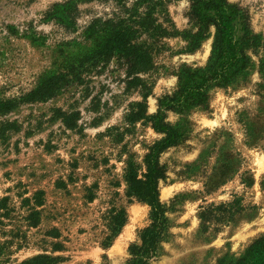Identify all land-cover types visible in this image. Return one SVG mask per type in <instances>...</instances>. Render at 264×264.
Segmentation results:
<instances>
[{
	"label": "rangeland",
	"instance_id": "1",
	"mask_svg": "<svg viewBox=\"0 0 264 264\" xmlns=\"http://www.w3.org/2000/svg\"><path fill=\"white\" fill-rule=\"evenodd\" d=\"M224 1L247 11L261 46L249 52L245 81L212 88L206 107L166 112L178 140L158 154L164 230L147 264H217L264 233V0ZM190 5L0 0V264L40 254L61 256L57 264H129L151 211L127 196L125 169L132 164L143 179L145 154L164 138L148 116L176 90V72L203 66L211 47L209 25L190 50L186 35L199 27ZM146 6L148 29L139 23ZM125 24L150 47L145 89L127 84L130 59L101 49ZM158 25L188 33L160 37ZM43 84L52 93L34 97ZM112 207L125 222L103 246Z\"/></svg>",
	"mask_w": 264,
	"mask_h": 264
},
{
	"label": "trees",
	"instance_id": "2",
	"mask_svg": "<svg viewBox=\"0 0 264 264\" xmlns=\"http://www.w3.org/2000/svg\"><path fill=\"white\" fill-rule=\"evenodd\" d=\"M145 16L142 17L140 26L148 29L147 18L150 8L146 6ZM190 21H195L198 28L195 32L186 35L189 45L194 50L199 46L200 40L207 35L209 25L214 27L209 55L203 66H183L176 72L177 87L172 95H165L159 99L155 114L148 116L151 127L164 134V138L155 142L145 154L146 171L143 179L138 178L136 169L128 164L125 169L127 183V196L146 200L150 206L151 223L146 226L140 236V242L131 244L128 248L129 264H147L155 255L156 245L164 230V209L158 199L157 183L163 177V169L158 162V154L165 148L174 145L178 140L177 130L165 122L168 110H185L195 107H206L208 92L212 88H232L241 81H245L251 68L249 52L256 54L260 49V36L253 34L250 28L249 15L244 8L229 6L224 0H191ZM128 24L123 28H114L112 34L101 49L106 53L118 51L123 53L130 62L128 75H133L127 81L128 85L140 84L146 88L140 75H144L151 64V51L146 41L138 42L130 36ZM157 28L160 37L174 36L177 33L185 35L188 31L178 32L171 26V31L166 33L165 27ZM206 32V35L204 34ZM160 41H162L160 39ZM138 74V75H137ZM260 74L264 87V63L260 64ZM40 85L35 90V96L50 95L53 90ZM206 220V219H205ZM201 216V221H205ZM125 222V212L122 208L112 207L107 224L108 233L102 241L103 246H108L117 236ZM54 237L58 236L57 230L51 231ZM54 250L62 249L59 243L53 244ZM61 256L40 254L30 259L25 264H57ZM24 264V263H23ZM217 264H264V233L259 234L249 241L237 256L228 255L220 258Z\"/></svg>",
	"mask_w": 264,
	"mask_h": 264
}]
</instances>
